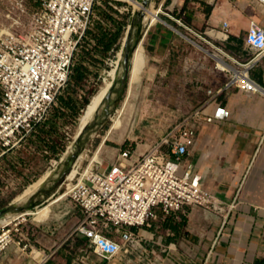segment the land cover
Here are the masks:
<instances>
[{"label": "crops", "instance_id": "1", "mask_svg": "<svg viewBox=\"0 0 264 264\" xmlns=\"http://www.w3.org/2000/svg\"><path fill=\"white\" fill-rule=\"evenodd\" d=\"M153 5L154 0H150L155 9ZM157 5V14L168 21L180 18L240 54L247 46L251 20L264 25V9L258 0H157ZM159 21L147 25L144 31L150 62H158L172 44L179 42L175 27ZM224 30L227 35L221 33ZM141 49L139 57L132 58L125 96L110 118L112 122L127 120L123 140H156L178 113L177 109L168 112L165 99L150 98L153 84L140 83L146 65L143 45ZM156 75L151 67L143 78L152 81ZM251 75L264 89V58ZM206 99L208 94L196 107L203 106ZM218 101L230 109L231 116L211 123L198 122L188 161L202 175L205 189L226 205L236 203L227 222L215 211L188 209L177 219L165 217L170 220L169 226L166 221L162 226L158 219L148 227L135 228L136 245L103 259L93 252L86 237L74 233L82 209L63 193L61 186L55 196L21 215L23 232L1 254L0 264H264V94L232 86ZM214 107L210 105L205 111L213 112ZM115 123L111 132L119 130L122 120L116 127ZM102 149L104 156L100 157L99 149L88 165L93 160L108 164L117 161L120 148ZM140 154L134 148L132 160ZM106 235L120 241L116 234Z\"/></svg>", "mask_w": 264, "mask_h": 264}, {"label": "built area", "instance_id": "2", "mask_svg": "<svg viewBox=\"0 0 264 264\" xmlns=\"http://www.w3.org/2000/svg\"><path fill=\"white\" fill-rule=\"evenodd\" d=\"M30 1L37 9L29 14L27 22L9 12L6 17L11 22L0 24V160L48 119L70 78L74 54L98 2ZM258 2L264 9V0ZM19 5L21 12H27L23 0ZM160 12L171 17L168 12ZM173 19L187 29L186 34L174 31L212 57L217 67L229 74V80L207 90L203 106L181 115L136 159L132 160L134 148L124 145L117 161L102 172L98 170L102 161L96 160L88 171H78V178L74 180L76 175L63 182V193L78 203L83 213L74 233L86 237L93 252L103 259L111 258L119 249L129 251L138 243L134 229L148 227L159 218L177 219L188 209L204 208L226 220L237 206L235 202L224 204L205 189L202 175L194 170L188 155L200 120L211 123L231 116L230 109L218 101L225 90L234 86L264 94L251 75L264 58V25L251 20L247 46L240 54L220 44L217 37L197 31L180 18ZM227 26L225 23L224 29ZM218 58L226 66L221 67ZM210 105L215 106L213 112L205 111ZM20 218L0 230V256L23 232ZM106 233L118 235L120 241Z\"/></svg>", "mask_w": 264, "mask_h": 264}, {"label": "rangeland", "instance_id": "3", "mask_svg": "<svg viewBox=\"0 0 264 264\" xmlns=\"http://www.w3.org/2000/svg\"><path fill=\"white\" fill-rule=\"evenodd\" d=\"M21 1L22 0H0V24H2V26L11 22V20L6 17L9 12H11L13 16L20 17L24 22H27L29 14L37 9V6L30 0H23V4L27 9V12L23 13L19 9ZM153 6L155 10L158 11L157 0H154ZM132 14V5L127 0H125V2L120 0H98L94 5L89 25L90 28L96 31V27L99 25L104 29H110L112 32L119 31L120 34L116 43L117 48L110 49L105 57H103L101 53H96L95 57H97L98 60L94 63H89L86 59V52L92 48L95 42L91 36L85 37L77 47L72 66L81 60L87 67L83 82L71 91V95L78 105H81L85 97L90 98L99 88L106 75V71L111 67V62L117 58L119 50L121 48L123 49V43L127 35ZM108 15L115 19L114 24L111 23ZM158 16L180 32L186 34L187 29L185 27L177 22H174V24L168 21L160 14H158ZM159 22L162 23L163 21L160 20ZM145 28L140 35L138 45V48L143 45L146 53V65L140 83L149 84L150 82L153 84L154 88L150 93V98L154 99L156 97L157 100L165 99L168 112L174 113L176 109L178 110V113H174L173 119H169L167 124L168 128L177 121L181 115H185L196 108L206 96L207 90L217 89L226 83L229 80V74L220 70L212 57L206 55L199 47L176 31L179 42L172 44L168 54L162 57L158 62H150L145 47V42L147 41L144 32ZM197 41L201 44L199 39ZM122 55L123 53L120 55L119 59H121ZM82 56H84V58H82ZM151 67L156 69L157 75L155 79L149 81L143 77ZM125 91L126 89L121 93L117 105L123 100L126 93ZM57 105L58 101L51 109L48 119L52 118ZM116 120L117 119H113V122L110 119L107 120L101 128L86 139L84 148L81 151V153H84V157L78 166V171L80 173H84L85 167L91 162L96 151L100 149V157L104 156L105 153L102 149L104 146L115 151L116 148L132 144L139 153H143L149 144L154 141L152 139H146L147 137L139 140L121 139L123 133L125 135L128 130L127 120L121 119L122 125L119 130H113V132H111L110 127H113ZM77 122L78 119L75 123H71L68 115H65L60 118L55 124L56 126L53 127L54 130L49 137L50 141L48 139L47 141L32 142L31 139L33 138H28L24 143L13 149L6 157L0 160V207L4 206L12 199H26L39 188L50 171L60 164V158H65L67 155L69 146L76 135ZM106 135H108V138L104 143V139L107 137ZM52 144H54L55 149L51 148ZM78 177L79 175L77 174L74 180ZM67 180L69 181L71 179ZM64 185L65 183L62 185L63 188L65 187ZM218 215L226 221L222 215ZM11 220L7 219L0 221V230L9 226V221ZM168 220L167 218H159L158 223L163 226L166 221V226H169L168 222H170V220ZM6 222L9 224L3 225Z\"/></svg>", "mask_w": 264, "mask_h": 264}, {"label": "water", "instance_id": "4", "mask_svg": "<svg viewBox=\"0 0 264 264\" xmlns=\"http://www.w3.org/2000/svg\"><path fill=\"white\" fill-rule=\"evenodd\" d=\"M149 1L150 0H143V5L147 7ZM145 15V10H139L132 14V18L128 25L127 35L123 43V55L120 61L119 74L102 99L100 107L96 113L83 127L80 133L74 138L72 142L74 148L72 151L67 153L65 158H60V164L52 170L49 178L43 182L39 188L27 199H12L7 204L0 207V221L5 217L17 212L25 213L27 210L41 204L46 199H50L51 197L55 196L65 181L66 174L83 150L86 139L99 128H101L107 122V120L112 117V114L117 107V102L120 99L121 93L124 89H126L129 82L132 53L140 41V35L146 26V21L144 20ZM159 19H161L160 16ZM107 166L108 162L104 161L98 170L102 172Z\"/></svg>", "mask_w": 264, "mask_h": 264}, {"label": "trees", "instance_id": "5", "mask_svg": "<svg viewBox=\"0 0 264 264\" xmlns=\"http://www.w3.org/2000/svg\"><path fill=\"white\" fill-rule=\"evenodd\" d=\"M120 1L125 2V0ZM109 19L111 23L114 24L115 19L112 16H109ZM182 21L189 26L186 21ZM119 34V31L112 32L110 29H104L99 25L96 27V31L91 29L89 26V28H87L85 32V36L83 37V39L87 36H91L95 40V42L92 48L86 52V59L88 60V62L94 63L96 60H98L97 57H95L96 53H101L102 56L105 57L110 49H116V43L118 41ZM82 58H84V56H82ZM86 70L87 67L81 60H79L74 66H72L70 78L65 88L59 94L57 100L58 105L55 107L52 118L46 119L44 122L37 125L36 130L31 136L33 138L31 139L32 142H40L42 140L47 141L52 135V132L54 130L53 127L56 126L55 124L57 123V121L65 115H68L71 123H75L77 119L79 120V117L81 116L85 105L89 101V98L85 97L81 105H78L77 102L74 101L71 95V91L78 85H81V82H83L86 76ZM51 148L55 149L54 144L51 145Z\"/></svg>", "mask_w": 264, "mask_h": 264}, {"label": "bare ground", "instance_id": "6", "mask_svg": "<svg viewBox=\"0 0 264 264\" xmlns=\"http://www.w3.org/2000/svg\"><path fill=\"white\" fill-rule=\"evenodd\" d=\"M127 1H129V3L132 5L133 13L136 12V11H139V10H145L146 11V15L144 17V20L147 23L146 25L154 24L156 21L159 20V16L157 14V11H155V9H153L150 6V1H149V4L147 5V7H145L143 5V2H142L143 0H127ZM174 29H176V28H174ZM176 30H178V29H176ZM221 33L223 35L226 34L224 32H221ZM132 39H133V35H132ZM186 39H188V38H186ZM138 44H139V42H138ZM137 45H136V47H137ZM136 47H135V49H134V51L132 53V58H135V59H137L139 57V54L141 53V50H142L141 47L140 48H136ZM122 53H123V49L121 48L119 50L118 54H117V58L114 59L111 62V67L106 71V75H105V77L102 80V84L91 95V97L89 98V101L85 105V107L83 109V112H82L81 116L79 117V120H78V123H77L75 137L80 133V131L83 129V127L90 121V119L96 113V111L100 107V104H101L102 99L104 98V96L106 95L107 91L111 87L113 81L118 76L119 70H120V61H121V59H119V57H120V55ZM132 58H131V63H132ZM218 59L220 61V66L221 67L226 66L222 59H220V58H218ZM138 62L139 61L137 60V63ZM120 123H121V120H117L116 123H115V127L118 126ZM73 148H74V146L71 143L70 146H69V149H68V153L70 151H72ZM83 157H84V153H80V155L78 156V158L76 159V161L74 162V164L72 165V167L70 168V170L68 171V173L66 174L65 180H67V179H73L77 175V173H78V166H79L81 160L83 159ZM89 167H90V165H87V167H85L84 170L85 171H88V168ZM51 173H52V170L50 171V173L47 175V177L44 179L43 182H45L49 178V176L51 175ZM22 214H24V213L17 212L15 214H11V215L5 217L2 220H7V219H10L11 220V218H12V220L9 221V223H11L13 220L20 218ZM9 223L6 222L3 225L9 224Z\"/></svg>", "mask_w": 264, "mask_h": 264}]
</instances>
